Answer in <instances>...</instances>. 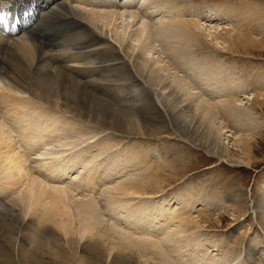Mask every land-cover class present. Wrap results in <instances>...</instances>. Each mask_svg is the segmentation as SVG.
<instances>
[{"label": "bare ground", "instance_id": "6f19581e", "mask_svg": "<svg viewBox=\"0 0 264 264\" xmlns=\"http://www.w3.org/2000/svg\"><path fill=\"white\" fill-rule=\"evenodd\" d=\"M102 1L85 0L83 4L79 0H0V15L4 14L6 18L27 26L25 29L17 26V35L4 34L0 30V264H165L166 256L173 253L179 259L184 253L176 245V239L172 241L184 232L168 231L171 227H179L186 222L190 213H187L186 205L176 208L171 206L172 201L166 205L152 201L153 205L149 201L153 206L142 203L139 208L140 200L136 203L139 209L130 208V200L134 202V199H139L136 197L146 195L149 186L162 184L160 177L157 181L154 180L156 182L143 179V182L135 184L127 183L130 181L128 180L127 184L113 187V190L107 191L110 203L107 206L103 203L104 210L94 204L92 192L105 182L104 174L113 172L110 166H115L118 158L112 162L110 157V166V161H107L108 166L100 174V168L95 165L87 169L88 163H96L95 157L98 154L87 152L81 143L73 148H77L76 150L47 153L52 149H47L49 144L56 140L84 137L85 132L81 128L83 122L102 128L111 135L119 133L133 138L162 140V134L166 133V138L174 140L170 136L178 134L179 139L181 137L184 140L182 143L194 150L201 149L217 159L231 163L235 161L246 166H250L255 149H258V146L252 144L254 137L246 140L245 137H240L231 141V144L228 135L223 139L227 132L217 120L215 107L209 100L193 93L196 90L193 82L190 81V84L179 78V74H171V66L163 64L164 60L160 58L157 47L149 43L158 37L156 43L162 48L159 51L164 50L166 58L173 64L178 62L177 52H173L174 49L169 46H185L201 36L208 39L207 45L215 44L223 52L237 54L239 49L257 51L262 47H259V43L247 39L239 32L223 29V24L224 27L218 30L200 26L199 20L195 18L190 20L186 6L206 0L173 2L167 6V11L164 10L169 16H163L165 18L158 20V23L150 21V14L149 17L146 15L156 7L163 6V1L155 0L145 8L142 7V11L139 10L141 15H138V8L144 0H109L110 6L117 5L111 8L100 5ZM85 7L97 11L87 10ZM216 7L224 5L217 3ZM237 8L230 10L225 6V10H222L228 17V22L237 12L241 13V9ZM7 31L11 32L12 27ZM184 46L178 51L183 52ZM193 66L194 64H188L186 72L193 70ZM254 102L260 110L264 109V103L257 100ZM114 142L112 139L106 144ZM61 145L60 143L59 147H67L69 144ZM100 146L102 147V143L96 147ZM169 150H172L171 154L166 153V157L173 159L174 148ZM65 151L68 154L65 155ZM33 155L41 158L36 173L30 167L37 164L30 161ZM48 155L52 156L49 160ZM46 156L47 158H43ZM144 161L133 155H122L116 167L119 169L122 166L123 172L140 163L147 166V161ZM124 172L122 174L116 171V175L122 178L121 175L124 177L129 174ZM85 174L87 175L83 179H77ZM74 192L77 193L75 196L82 198L83 195L93 196L88 197L90 199L85 202V198L77 201ZM251 200L252 194L249 200L245 191L242 195L236 191L227 202L233 207L243 204L236 211L240 215L245 216V212L252 211V220L259 225V232L264 236V195L256 199L257 204H253ZM127 202L130 204L127 205ZM118 210L124 213L118 215ZM101 211L114 215L117 212V218L109 216L110 226L108 218L105 220L109 227H103L105 217ZM206 222H211L210 217L194 220L193 225L190 224L194 228H201L204 225L202 223ZM214 222L218 223V220ZM231 223L232 221H226L222 226L229 227ZM108 228L114 234H108ZM191 236L194 239L192 234ZM148 238L157 241L153 248L162 253L164 261L161 254L156 253L158 261L155 257L149 262L146 249L138 245V241L144 242ZM184 239L182 244L192 249L188 242L191 238L188 240L186 237L188 241ZM185 242L189 244L185 245ZM204 253L201 252V255ZM213 256L214 254L212 258ZM247 258L248 262L254 259L252 256ZM182 260L185 262L186 259ZM255 261L261 263L263 260L261 258ZM195 262L194 264H198Z\"/></svg>", "mask_w": 264, "mask_h": 264}, {"label": "rangeland", "instance_id": "374dc122", "mask_svg": "<svg viewBox=\"0 0 264 264\" xmlns=\"http://www.w3.org/2000/svg\"><path fill=\"white\" fill-rule=\"evenodd\" d=\"M76 1H78V0H76ZM79 1H81V2L83 1V4L85 2V0H79ZM153 1H155V0H144L143 4H142V2H140V4H142V5H140L138 8V15H141V11H142L141 9H143L142 7L145 8L149 3L153 2ZM158 1H163V6L156 7V9L154 11L149 12L146 15L147 17L151 16L149 19H151L150 21L153 20L152 21L153 23L157 22L158 20L162 21L165 17L169 16V14L164 13L165 11H167V6L169 4H173V2L179 3V0H176V1H174V0H158ZM164 1H166V4H164L165 3ZM216 1H218V2H216ZM222 1H224V3ZM109 2H110L109 0H103L100 3V5L104 4L107 8L117 6V5L110 6ZM217 3H219V4L222 3V6L224 5V7H221V8L216 7ZM100 5H99V7L103 8V6H100ZM191 5L193 7H191ZM118 6H120V5H118ZM225 6H227V8L230 10H234L235 7H238L241 9V13L237 12L232 17V19L229 20V22H228V17H226L222 11V10H225ZM106 7H104V8H106ZM186 7H187L186 12H188L187 14H188V16H190V18L189 17L188 18L190 20H194V18H195V20H199L198 24L200 26L205 27V28H215V29L216 28L222 29L225 26L223 29L230 30V32H233V31L237 32V33L239 32L241 35H243L247 39L255 40L256 43H259V47L262 46L257 51H249L248 52V51H244V50L241 51L239 49L238 54L228 52V51L223 52V50H221V48H219L218 46H215V44H208L207 45L208 39L201 36L198 40H194V39L191 40L185 46L181 45V46H184L183 52L178 51V50L183 48L181 46H179L177 48H176V46L174 48H173V46H169V48L174 49V50H172L173 52H175V51L177 52L176 58L178 59V62L176 61V63L173 64L172 61H170L166 58V55H165L166 52L164 50L159 51L162 48H161L160 44L157 45V43H156L158 37H156V40L152 39V43L151 42L149 43V44L155 45L157 47L158 53L160 54V55L159 54L158 55L160 56V58H162V60H164L163 64L167 63L165 66H168V67L171 66L170 67L171 70L169 68V71L171 74H175V75L179 74L177 76L179 78H181L183 81L193 82V86H194V88H196V90L194 89L193 93L202 96L206 100H209L210 104H212L215 107L214 110L216 112L215 111L214 112L216 114L217 120H219V122L225 127V131L227 132L225 134V136L223 137V139L226 138V136L228 135L227 137L230 140V144H231V141L233 142V140L235 141V139L237 140L240 137H241V139H244V137H245L244 140H246L248 138L250 139V137H254V139L256 141L254 139H252V142H253L252 144L258 146V149L257 148L255 149V153L252 156V162H251L250 166H246L245 164L237 163L235 161L234 162L232 161V163H231V162H227L226 160H223V159L222 160L217 159L215 157L208 155L206 153V151L201 150V149L194 150L192 147H190L186 143L183 144L182 142H184V140L181 137L179 139L178 134L177 135L172 134V136H170L174 140H169V138H166V136L168 135L166 133H165L166 136H165V134H162L163 135L162 140L133 138L130 136L120 135L119 133H117L115 135H111L108 131H105L102 128L93 126V125L88 124L86 122H83L82 123L83 125L81 127L85 132L84 137H82V138L76 137L73 140H72V138H70V139L65 138L64 140L67 142H65L64 140L63 141H57L56 140L53 144L52 143L49 144L50 146H48L47 149L52 148L53 150L51 149V152H50V150H48L47 153L48 154H53V152L54 153H56V152L60 153V152L67 150V149L76 150L77 148L76 149H73V148L79 146V145H77L78 143H81L82 148L87 149V152H91L92 154H98V156L95 157L96 163L95 162L93 163L91 160H89V162L90 161L91 162L87 164V169H88V167L90 168L93 165H95L96 167L100 168V170H99L100 174L102 173V171H101L102 169H104L108 165L110 166V163H111V159H109L110 157L112 158V162L117 161V158H118V161L115 162L116 165L114 164L115 166H110V167H112L114 173L110 172V173L104 174L103 180L105 182H103L102 184L103 185L105 184L104 185L105 188L103 187L102 184H99L100 186L98 185V187H96V189H95V190H97V188H98V190H97L98 192L94 190L92 192V194H94V196L92 194L90 195L91 197L93 196V198H94L93 199L94 204L96 203V205L99 206V208H102L104 210H106L105 205L106 204L108 205L110 203L107 199L108 196H106L107 191L113 190V187H116V186L121 185V184H127V183H135V184L141 183V182H143V179H144V181L153 182L154 180L157 181L160 177L161 181H163L164 183L162 182V184H160L158 186H156V185L155 186L154 185L149 186L150 188H148V190L146 191L147 194L141 196V198H145V199H141L140 197H136L139 199L133 198L134 202H132L130 200L129 202L132 204L127 202V205L129 203L130 208H133V207L135 208L136 206H138L137 204H138V201H140V200H142V201H140L141 203H139V208L142 207V203H146L148 206L149 205L153 206L154 202H155V204L156 203L161 204L160 202H162L163 203L162 205H164V203L166 205L167 202H169V201H172L171 206L174 205L176 208H182L183 205H186L187 213H189V212L191 213V214L189 213V215L186 214V216L188 215V217L186 218V222L182 223L180 226L178 225L179 227H177V225H175L174 227L176 229H174V227H171L168 232H170V231L176 232L177 230H178L177 232H181V233L184 232L185 234L182 233L180 236H182V238L185 237V239L183 238L185 241L187 239L189 240L191 238L189 241L188 240L187 241L191 244L190 248H192V249H189V246L186 245L187 242H185L186 246H184L182 244L183 239H181L180 236L172 239V241H175V239H176V241L178 242V243H176V245L178 246V248H180L179 250H182V253L183 252L184 253L181 254V256L179 255L180 256L179 259H177L178 256L176 255L177 256L176 257L173 253L166 256L165 264H176V263L185 264L187 262L191 263L192 261H193L192 264H194V261H196L195 263H198V264H211L212 261L213 262L216 261L214 264H227V263L228 264H249V263H251V264H264V240H263L264 236L259 232V229H260L259 225L252 220V211H248L247 213L245 212V216H244V214L240 215L236 211L241 209L243 207V204H238L239 206L233 207L231 203L227 202L229 200V197L231 195H233L236 191H238L240 193V195H242V193H244V191H245L247 193V197L249 200L251 199V194H252V200L251 201L253 204H257L256 199L260 195H264V193H263L264 192V111H263L264 109L260 110L257 106L254 105L255 100L264 103V101H263L264 100V49H263V46H264V0H206L205 2L197 1V2L190 3ZM85 8L87 10H95L92 8L89 9L88 7H85ZM200 8H201V10H200ZM139 10H141V11H139ZM95 11H97V10H95ZM198 11L199 12L201 11V12L199 13ZM163 13H164V15H163ZM172 13H174V12H172ZM212 13H213V15H212ZM163 16H165V17H163ZM196 16H198V17H196ZM213 16H214V18H213ZM209 19H210V21H209ZM136 21H139V20L136 19ZM135 23H137V22H134V24ZM210 25H211V27H210ZM159 27H157V28H159ZM132 29L133 28H131V31H132ZM261 50H263V51H261ZM162 53H164V55H162ZM181 62H185V63L182 64ZM201 63H203V64H201ZM188 64H194V66L192 67L193 70L190 69L189 70L190 72L189 71L186 72ZM177 68H178V70H176ZM188 69H189V67H188ZM195 70H197V71L199 70V72H196ZM172 71H173V73H172ZM175 72H177V73H175ZM188 74H190V75H188ZM212 76L217 77V78H213ZM225 77H228V78L226 79ZM219 79L222 81H220ZM206 80L209 82H207ZM191 82H190V84H192ZM210 82H212V83H210ZM195 84H197V85L195 86ZM199 84H201V85H199ZM234 84H235V86H234ZM217 85H219V86H217ZM206 86L208 87L207 89L205 88ZM210 87H211L212 91H211ZM229 88H230V90H229ZM215 90L216 91L218 90V91L215 92ZM207 92H208V94H206ZM217 99H218V101H217ZM217 102L220 104H218ZM262 107H264V106H262ZM223 108H225V109H223ZM231 109H232V111H231ZM222 112H223V114H222ZM230 112H232V113H230ZM0 114H1L0 115V117H1L2 113L0 112ZM112 139L115 141L114 143L106 144V142H108ZM68 140H70V141H68ZM132 140L134 142H132ZM137 141L138 142L140 141V142L138 143ZM56 143L59 145H57ZM60 143L62 144L61 146L69 144L68 145L69 147L68 146L67 147H59ZM101 143H102V147L100 146L97 148L96 146L101 145ZM230 144H229V146H230ZM171 147L174 148V151L172 152V158L173 159H169L166 157V153L169 152V154H171L172 150H169ZM124 152H125V154H124ZM64 154L65 155L68 154V151ZM108 154H109V156H108ZM129 154H131V155H129ZM105 155L107 156V158ZM122 155H124V157H129V156L133 155L137 159L139 158V160H141V158H142L145 160L144 162L147 161V164H146L147 166H145V165L143 166L140 163V164H138V166L136 165L133 169H130L128 167L127 169L123 170V172L125 171L124 174L125 173L126 174L129 173V174L125 175L124 177H123V175H121L122 178H120V175H116V171L123 174V172L121 171L122 166H119L120 167L119 169L116 166H118V163L120 162ZM33 156L30 157V161H31V163L33 161V162H36L37 164L35 163L36 165H33L35 167H33V166H30V167H31L32 171L36 173V172H38L37 171L38 166L41 164V161H40L41 158H40V156H37V155H33ZM49 157L47 158V156H46L43 158H47L48 160L52 158V156L50 158ZM103 158H104V160H101ZM37 161H39V162H37ZM107 161H110V162H108V165H107ZM160 167H162V168L160 169ZM134 169H135V171H134ZM114 170H116V171H114ZM130 170H131V172H130ZM84 172H86V171H83V173ZM86 175L87 174H85L83 177H78L77 179L81 180ZM109 176H111V177H109ZM112 176H114V177H112ZM137 179H139V180L137 181ZM128 180H130V181H128ZM126 181H128V182L126 183ZM156 181H154V182H156ZM109 184H110V186H109ZM248 191L250 192L249 195H248ZM76 192H74V194H73L74 196H75V194H77ZM78 192H81V191L78 190ZM155 195H157V196H155ZM183 195H185L186 197ZM86 196L87 195H83V198H85V199H83L82 197L75 196V200L83 199L85 202V201H87L86 199H88V200L90 199V198H88L90 196H87V197ZM104 198L107 200H105ZM162 198H163V200H162ZM169 198H170V200H169ZM136 200H137V202H136ZM145 200H147L148 202H146ZM149 201L151 203H153V205L151 203H149ZM152 201H154V202H152ZM97 202L99 204H97ZM100 202H102V203L100 204ZM182 202H183V204H181ZM103 203H105V205ZM177 203L179 205H177ZM192 205H193V207H192ZM103 206H104V208H103ZM139 208H137V209H139ZM189 208H192V209H189ZM198 212L201 214H199ZM101 213H102V215L104 214V217H105L104 218V224L105 223L106 224L105 225L103 224V227H105L108 224L107 222H109V224H108L109 226L111 225V223L109 221L110 217L111 218H114V217L117 218L119 213H124V211L118 210V215H117V212L115 215L113 213L111 214V213H108L106 211H101ZM107 213L109 214L108 217H106ZM204 213H206V214H204ZM203 217L204 218L210 217L211 222L202 223V225L203 224L204 225L201 228H197V227L194 228L192 226L193 225L192 223H194V220H196V221L201 220V219L204 220ZM217 220H218V223L217 222L215 223L214 221H217ZM226 221H232L231 225L233 227L231 225H229V227H225L226 228L225 229L223 226L225 225ZM237 223H238V225H237ZM109 226H107V227H109ZM187 226H188V229H187ZM217 226L221 227V228H217ZM146 230L151 231L150 229H146ZM190 230H191V233H189ZM219 230H221V231H219ZM108 231H109L108 234H111V235L114 234V231L110 230L109 228H108ZM191 234L194 236V239L191 236ZM185 235H187V236H185ZM188 235H190V236H188ZM152 236H153V234H152ZM154 236L156 237L157 235L155 234ZM179 237H180V239H179ZM186 237H187V239H186ZM210 238H212V239H210ZM199 239H201V240H199ZM193 240H194V242H193ZM133 241H138V240L134 239ZM197 241H198L199 245L196 244ZM138 242H139V244H138L139 246H141L143 249H146V254L148 257L147 259L149 260V262H151V258L156 257V259H157L158 258L157 255L159 253L162 256V260L164 261L162 253L159 250H155V248H153L154 246L157 245L156 244L157 241L155 239L153 240L152 238H148L144 242L143 241H138ZM210 242H212V243H210ZM180 243H181V245H179ZM189 243H187V244H189ZM172 244H174V242ZM192 245L194 246V248ZM200 245H201V247H199ZM212 246H214V248ZM186 247H188V248H186ZM210 247L213 249H211ZM150 248L153 251H151ZM165 248H170V247H165ZM149 249L151 252L149 251ZM183 249H185V250H183ZM256 250H258V251H256ZM192 251H194V252L192 253ZM200 251L202 253H204V252L205 253L201 255ZM156 253H157V255H156ZM194 253H195V255H194ZM213 254H214V256L212 258ZM239 254L241 255L240 258H238ZM248 254H251V255H248ZM153 255H155V256H153ZM247 255L252 256V259L253 258L254 259L252 261L248 262V260H247L248 256ZM200 256H201V258H200ZM206 257H208V258H206ZM210 257H211L212 261L209 260ZM184 258L186 259L185 262L182 260ZM205 258H206V260H205ZM215 258H216V260H215ZM261 258L263 260L261 263H258L255 261V260H258ZM158 259H157V261H158ZM190 259L192 261H190ZM199 262H201V263H199ZM213 262H212V264H213Z\"/></svg>", "mask_w": 264, "mask_h": 264}, {"label": "snow or ice", "instance_id": "6c2138e0", "mask_svg": "<svg viewBox=\"0 0 264 264\" xmlns=\"http://www.w3.org/2000/svg\"><path fill=\"white\" fill-rule=\"evenodd\" d=\"M5 20V16L4 15H0V22H3Z\"/></svg>", "mask_w": 264, "mask_h": 264}]
</instances>
